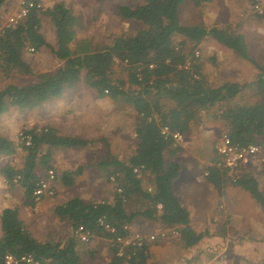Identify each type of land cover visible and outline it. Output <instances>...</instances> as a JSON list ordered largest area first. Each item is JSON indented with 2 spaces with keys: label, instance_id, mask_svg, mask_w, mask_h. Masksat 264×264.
Segmentation results:
<instances>
[{
  "label": "trees",
  "instance_id": "1",
  "mask_svg": "<svg viewBox=\"0 0 264 264\" xmlns=\"http://www.w3.org/2000/svg\"><path fill=\"white\" fill-rule=\"evenodd\" d=\"M8 1L0 0V10ZM183 1L143 0L134 7L120 6L124 19L139 22L143 27L132 35L118 36L110 44L93 51L79 50L77 44L71 47L76 19L62 2L49 7L34 6L15 29L6 31L0 37V74L31 75L33 69L23 58V52L47 45L40 32L41 16L47 15L53 23L57 39V47L52 48V52L61 63L54 71L39 74L40 79L32 84H7L1 88L0 112L7 104L32 108L56 98L66 88L76 84L84 71L87 84L101 94H108L113 100L122 97L135 113L133 153L125 161L112 156L97 163L107 179L117 174L112 198L94 202L73 197L56 205L54 214L70 227V233L64 240H39L25 227L16 207L1 209L0 264H3L7 254L18 258L29 255L37 264H83L79 253L82 242L75 236L74 230L83 226L91 231V240L95 237L107 240L111 234L97 224V219L102 216L118 227L122 234V225H131L138 217L153 222L159 228L174 229L186 249L196 246L204 238V232H196L191 226L189 211L173 190V182L180 174L183 146L165 139L160 128L167 125L172 131L190 135L207 119L221 120L232 143L262 147L264 65L248 56L243 35L227 26L180 24L178 9ZM190 1L195 7H200L212 0ZM176 36L180 38L178 45L174 42ZM205 38H212L253 65L256 70L253 84L258 100L252 103L237 100L247 82L212 84L207 79L200 61L191 57L196 50L194 48ZM188 43L192 46L190 51L186 49ZM187 58L191 59V67L187 70L178 68ZM114 59L126 60L122 64L127 86L114 75ZM150 64L153 65L151 69ZM137 73L141 80H138ZM21 131L31 135L30 145L26 146L23 142L15 144L0 136V156L14 154L17 147L23 152L22 166L1 165L0 175L10 187L18 185L23 189L24 206L34 207L37 200L33 191L40 177L36 171L39 167L45 172L52 168L53 150L76 149L91 142L80 137L59 135L47 126H32ZM212 160L206 167L204 178L218 196L231 182L244 187L263 204L264 199L253 174L217 167V159ZM85 168V165H79L58 172L54 183L72 187ZM117 187L121 188V192L115 190ZM133 200L144 203V206L128 210L127 206ZM108 244L111 253L108 264H124L123 258L116 255V247ZM149 257L147 243L136 250L127 264H147Z\"/></svg>",
  "mask_w": 264,
  "mask_h": 264
},
{
  "label": "rangeland",
  "instance_id": "2",
  "mask_svg": "<svg viewBox=\"0 0 264 264\" xmlns=\"http://www.w3.org/2000/svg\"><path fill=\"white\" fill-rule=\"evenodd\" d=\"M253 1L212 0L203 3L200 7H195L190 0H184L178 9L179 22L188 26H227L241 33L246 43L248 56L260 65H264V12L262 14L254 12ZM260 1L264 11V0ZM18 2L19 0H9L1 8L0 22L17 8ZM56 2L64 3L75 16L74 39L71 47L77 44L79 50H98L110 44L114 38L132 35L143 27L141 23L126 20L120 14V6L134 7L143 3V0H42V6L49 7ZM40 32L45 37L47 45L35 51L26 49L24 53L32 64L35 74L50 73L60 65L52 52V48L57 47V39L53 23L47 15L41 16ZM174 39L178 45L180 38L176 36ZM191 47L188 43L187 51H190ZM194 49L199 51L198 60L202 71L212 84L227 81L247 82V87L237 100L244 103L258 100L253 84L256 70L249 61L235 55L212 38L203 39ZM113 72L127 86L124 64H114ZM84 75L85 72L82 71L78 83L71 88H66L63 92L65 98L75 97L78 102H74L79 103L80 106L83 105L82 109L75 113L78 116L73 114V117L69 118L68 114L63 113L59 124H68V128L62 129L63 134L80 137L91 143L76 149H68L66 153L61 150L57 168L52 167V169L56 177V173L79 165H87V167L72 187L60 186V188V184L55 182L57 197L53 195L54 197L47 198H58L59 202L73 197L85 198L84 196L109 200L108 196L113 195L114 186L105 177L104 171L97 163L108 160L112 156L125 161L134 150V111L122 97L112 100L113 103L110 102L109 107L104 105L102 98L109 100L110 96L101 94L87 84ZM36 77L38 81L40 79L38 75L25 76L14 73L5 77L0 74V89L15 82L28 84ZM53 99L32 108L7 104L6 108L0 112V136L11 140L16 136L17 142H21L18 138V133L22 129L21 123L47 113L49 105L55 101ZM40 123L43 121L40 120ZM85 126L88 130H84ZM223 133H226V128L221 120L207 119L201 127H195L190 135H186V143L182 145L181 156L195 155L200 162L195 167L197 172L201 173L203 183L195 185L188 181L182 188V197L191 210V226L196 232H204V238L196 246L185 249L182 247L179 235L171 233L172 229L154 227L151 221L135 223L134 229L143 233L169 231L167 238L156 239L157 241L153 243L154 248L151 249L147 264H264V207H262L264 202L263 204L258 202L244 187L231 182L225 185L220 196L216 192L212 194L211 185L207 184L203 178L206 167L213 161L212 159H217L214 147L218 136L220 137ZM9 159L14 163L22 161L23 153L18 148V152ZM263 163L264 144L259 157L240 170L250 172L256 177L259 191L264 199ZM4 164L5 158H1L0 165ZM191 171V168L183 164L180 178ZM4 183H6L5 180L0 182V199H4L1 194L3 188H6ZM22 198V194L20 196L15 194L8 202L9 206L17 208L19 218L37 239L64 240L69 235V225L61 222L54 214L56 202L53 204L45 202L42 208L34 210L25 208L21 203ZM85 200L89 199L86 197ZM135 206L137 208L138 204L136 203ZM93 239L88 243L82 242L79 246L83 264H107L111 256L107 240ZM95 240L101 242V245H98Z\"/></svg>",
  "mask_w": 264,
  "mask_h": 264
},
{
  "label": "built area",
  "instance_id": "3",
  "mask_svg": "<svg viewBox=\"0 0 264 264\" xmlns=\"http://www.w3.org/2000/svg\"><path fill=\"white\" fill-rule=\"evenodd\" d=\"M34 6H42V0L37 2L34 0H19L17 8L7 15L0 22V37L8 30L15 29L19 23L27 16L29 10ZM252 9L258 14H262L263 7L260 0H254L252 3ZM32 51V48L30 49ZM192 58L198 59L199 51L196 49L192 53ZM125 61H120L119 59H114V63H125ZM191 67V59L187 58L186 61L180 65L178 68L189 69ZM153 68V65H149V69ZM138 80H141V76L137 73ZM107 93V90H104ZM160 133L165 139H171L174 144L183 145L186 143V135L181 134L177 131H172L167 125H162L160 128ZM18 138L26 146L31 143V135L20 131L18 133ZM215 154L217 156V161L215 165L220 168H227L230 171H236L241 169L243 166L249 162H253L259 157L261 152V147L255 144L240 145L234 144L230 140L227 133L221 134L219 141L215 144ZM264 165V163H263ZM137 171V169H134ZM204 176L207 175V171H204ZM117 174H112L108 177V180L114 186L116 182ZM18 178V177H17ZM234 181V178H232ZM55 180V171L50 168L47 169L45 174L40 176L36 182L35 189L33 191L34 198L38 201L43 197H52L55 194V189L53 183ZM117 192H121V188H115ZM104 200H100L103 202ZM160 207V205H158ZM97 224L111 234L107 242L110 246L116 247V255L123 258L124 264H127L136 253L137 249L144 247L149 242H153L156 239H165L169 236V231L159 230L156 233H143L137 229H134L129 224H123L122 230L124 233H120L118 227L109 223L104 216L97 219ZM172 234H177V231L172 229ZM75 236L83 243H88L91 240L92 233L89 229L79 226L74 230ZM19 262H25L27 264H37L33 261L32 257L21 256L20 258L13 255L7 254L4 257L3 264H18Z\"/></svg>",
  "mask_w": 264,
  "mask_h": 264
},
{
  "label": "crops",
  "instance_id": "4",
  "mask_svg": "<svg viewBox=\"0 0 264 264\" xmlns=\"http://www.w3.org/2000/svg\"><path fill=\"white\" fill-rule=\"evenodd\" d=\"M29 49V48H28ZM25 51L23 52V58L30 64V66L32 67V69H33V66H32V64L29 62V60H27V57L25 56ZM59 63H60V61H59ZM61 64V63H60ZM23 75H25V74H23ZM32 76H34V75H39V73L38 74H35L34 73V69H33V74H31ZM25 76H29V75H25ZM5 77H9V76H5ZM37 81V77H36V79L34 78V80H33V82H30V83H28V84H32V83H34V82H36ZM78 83V82H77ZM76 83V84H77ZM10 84H16V85H28L27 83H24V84H19V82H15V83H10ZM76 84H74V85H76ZM73 85V86H74ZM71 88V87H70ZM53 100H55L53 103H51L49 106V110L47 111V113H45V114H43V115H39V116H36L37 118L35 119V118H33L32 120H28L27 122H24V123H21V126H22V128H28V127H32V126H37V127H41V126H47V127H50V128H52V129H55L56 130V132H57V134H59V135H66V134H63L64 133V130H62V129H66V128H68V124H66V123H64V125L61 123V124H59V120H60V118L63 116V113H65V114H68L67 115V117L69 118V117H73V114H77L78 112H79V109H82V107H83V105L82 106H80L79 105V103L78 104H76L75 102L77 101L78 102V100H76V98L75 97H63V93L60 95V96H58V97H56V98H54ZM102 100H104V105H106L107 107H109V104H110V102H111V104L113 103V99H104V98H102ZM101 100V102L103 103V101ZM75 101V102H74ZM76 104L75 106H74V104ZM86 107H87V105H86ZM74 112V113H73ZM70 113V114H69ZM75 114V115H76ZM76 116H78V115H76ZM40 120H42L43 121V123H40ZM82 121H84V119H82ZM206 129V128H205ZM84 130H88V128L85 126L84 127ZM16 134V133H15ZM11 140V139H10ZM11 141H13L15 144H18V142H17V139H16V136H14V139L13 140H11ZM219 141V136H218V138H217V142ZM216 142V143H217ZM186 145V144H185ZM18 148L21 150V148L20 147H17L16 148V152L14 153V154H11V155H1L0 156V161H1V158H5V164H10V165H13V166H16V167H20V166H22V161H23V159H22V161H19V162H17V163H14V161H12L11 159H9L11 156L13 157V155H15L17 152H18ZM61 150H64L63 151V153H66L67 151H68V148H63V149H54L53 150V157H52V167H55V168H57V164L59 163V159H60V157H61V154H60V152H61ZM22 152V151H21ZM20 153V152H19ZM23 153V152H22ZM59 158V159H58ZM199 159H198V157H195V155H185V156H181V168H180V174H179V176L174 180V182H173V190H174V193H175V195L178 197V199L184 204V206L187 208V210L189 211V214H190V222H191V219H192V215H191V210H190V207L188 206V203L186 202L185 203V201H184V199H183V197H182V188L184 187V186H186L187 185V182L189 181V183L191 184V183H193V184H195V185H199L200 183H203V181H202V178H201V173H199V172H197V167H195V166H198L199 165V161H198ZM201 162L204 164V162L201 160ZM183 164H185L187 167H189V168H191L192 169V171L191 172H189V174H186V175H184L185 177H181L180 178V175H181V169H182V166H183ZM209 164V163H208ZM211 164V163H210ZM1 166V165H0ZM86 167H87V165H85ZM43 168H41V167H39L38 169H37V174L38 175H40V176H42V174L44 175V173H45V169H43ZM85 170H86V168H85ZM85 170H84V172H85ZM83 172V173H84ZM83 175V174H82ZM81 175V176H82ZM80 176V177H81ZM204 178V177H203ZM205 179V178H204ZM206 180V179H205ZM4 182V178L0 175V182ZM6 182V181H5ZM5 184V187L6 188H3L4 190H3V193H1V194H3V197H4V199L2 198V199H0V211H1V209H3V208H5V207H8L10 204L8 203L12 198H13V196L16 194V195H18V196H20V194H22L23 195V189L20 187V186H18V185H15V186H12V187H10L9 185H7V183H4ZM56 183H53V185L54 186H56L55 185ZM207 184H209V185H211L210 183H208L207 182ZM61 185H59V187H60ZM61 188V187H60ZM210 192H212V194H213V192H215L214 191V189L212 188V185H211V187H210ZM106 194H108V193H106ZM211 194V195H212ZM209 195H210V193H209ZM54 196H55V194H54ZM53 196V197H54ZM55 197H57V194H56V196ZM85 198H83V199H86V197L89 199V201H94V202H96V201H100V200H102V199H100V200H98L97 198L95 199V197L94 196H92V197H90V196H84ZM110 199L112 198V196L110 197V195L108 196ZM107 197V198H108ZM213 197V196H212ZM109 199V200H110ZM210 200H212V199H210ZM22 201H23V198L21 199V203H22ZM58 201V202H57ZM66 200H64L63 202H59V200H58V198H47V197H43L42 199H40V200H38L37 202H36V204L34 205V207H29V206H24L23 204V206L25 207V208H32V209H40V208H42L41 206L42 205H44L45 204V202H47L48 204H53L54 202H56V204H54V207L56 206V205H58V204H62V203H64ZM138 204V207L136 208V206H135V204ZM210 203L212 204V202L210 201ZM130 205H131V207H130ZM49 207L51 206V205H48ZM140 206H144V203H140V202H137L136 200H133V201H131L130 202V204L127 206V209L128 210H138L139 208H140ZM136 220H138L137 222L136 221H134V223H132L131 224V226L133 227V226H136V224L135 223H138V224H140L141 222H143L144 220H142L141 218H137ZM61 221V220H60ZM61 222H63V221H61ZM147 222H150V221H147ZM153 223V222H152ZM25 225V227L27 228V226H26V224H24ZM151 225V224H150ZM156 226V224H154V227ZM157 227V226H156ZM134 228V227H133ZM30 232H31V230L29 229V228H27ZM1 233V232H0ZM32 233V232H31ZM94 239H99V240H104L103 238H99V237H95ZM93 239V240H94ZM158 239H160V238H158ZM157 239V240H158ZM157 240H155V241H153V242H149L148 243V252H149V255H150V253L152 252L151 251V249L152 248H154L153 247V243L154 242H156ZM179 240H180V238H179ZM96 241V240H95ZM105 241V240H104ZM180 242H181V240H180ZM96 243L98 244V245H101V242H99L98 240L96 241ZM181 244H182V242H181ZM182 247H183V244H182ZM183 248H185V247H183ZM186 249V248H185ZM110 260V259H109ZM109 260H108V262H109ZM108 262H107V264H108Z\"/></svg>",
  "mask_w": 264,
  "mask_h": 264
}]
</instances>
